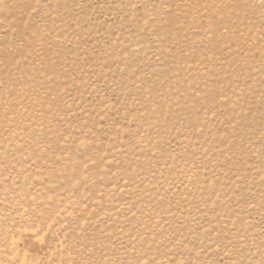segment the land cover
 Here are the masks:
<instances>
[{
  "label": "rangeland",
  "instance_id": "374dc122",
  "mask_svg": "<svg viewBox=\"0 0 264 264\" xmlns=\"http://www.w3.org/2000/svg\"><path fill=\"white\" fill-rule=\"evenodd\" d=\"M0 264H264V0H0Z\"/></svg>",
  "mask_w": 264,
  "mask_h": 264
}]
</instances>
